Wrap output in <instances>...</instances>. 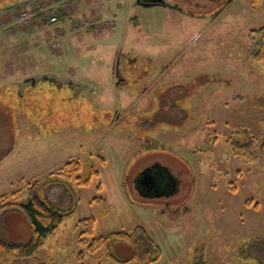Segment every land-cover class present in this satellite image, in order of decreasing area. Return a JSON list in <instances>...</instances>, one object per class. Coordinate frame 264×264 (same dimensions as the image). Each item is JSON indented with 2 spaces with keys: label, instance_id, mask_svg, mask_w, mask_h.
Masks as SVG:
<instances>
[{
  "label": "rangeland",
  "instance_id": "rangeland-1",
  "mask_svg": "<svg viewBox=\"0 0 264 264\" xmlns=\"http://www.w3.org/2000/svg\"><path fill=\"white\" fill-rule=\"evenodd\" d=\"M77 1L73 14L36 16L24 28L8 15L42 0H0V203L14 190L26 202L29 183L40 181L34 197L63 215L35 255L0 264H79L86 227L78 223L92 216L95 237L144 226L161 250L152 264H258L239 253L264 237V169L228 139L242 126L264 140V61L252 59L249 39L264 26V4ZM204 3L220 15L196 17ZM168 55L178 58L160 73ZM75 158L99 170L89 186L61 174ZM155 165L177 190L136 189L134 177ZM0 238L30 240L19 208L0 212ZM106 250L132 254L113 239L97 260L85 257L115 264Z\"/></svg>",
  "mask_w": 264,
  "mask_h": 264
},
{
  "label": "trees",
  "instance_id": "trees-1",
  "mask_svg": "<svg viewBox=\"0 0 264 264\" xmlns=\"http://www.w3.org/2000/svg\"><path fill=\"white\" fill-rule=\"evenodd\" d=\"M50 2L51 0H42L41 3L36 4L35 2L34 5L30 6L28 4L26 8L35 5L47 7L50 5ZM259 3L264 4V0H250V4L254 7L258 6ZM26 8H17L16 15L12 16V14H9L7 19H12L15 16V24L24 28H30L29 26L17 23L15 20L18 14ZM52 11L58 14L59 18H63L69 13V7L67 9L53 8L51 11L47 10L45 13H39L36 16H44L43 20L47 21V16ZM36 21L34 20L35 24ZM4 23V27L8 25V22ZM249 39L252 59L258 62L264 61V26L252 29ZM233 129V134L228 139L231 149L235 154L247 158L264 169V140L260 144H257V137L249 128L236 126ZM61 174L78 181L82 186H89L92 179L95 176L98 177L100 172L91 160L87 161L84 165L80 159L75 158L68 160L63 165ZM39 185L40 181L29 183L26 192L28 197L26 202L18 201L22 195L19 190H14L9 194L1 196L0 212L7 208H19L28 219L31 228V238L25 244H8L0 238V263L10 259H25L35 255L45 243L46 238L54 233L63 221L62 213L55 208L48 207L43 201L37 200L34 197L35 189ZM229 188L234 190L235 186H229ZM95 200L105 202L103 197H96ZM247 204L252 205V200H247ZM95 221L96 219L93 216L79 220V227H86L80 237L81 245L86 247V250H82L78 254L79 264H91L87 261L88 258L85 257L86 253H89L97 260L100 256V250L107 248L113 239H122L132 247V254L126 260H122L115 253L106 250V255L111 257L115 264H152L159 259L161 253L160 247L155 243L144 226H136L132 231H120L106 236L95 237ZM88 239L90 242H87ZM239 256L243 259L258 260V264H264V237H257L241 245ZM194 264L212 263L197 260Z\"/></svg>",
  "mask_w": 264,
  "mask_h": 264
},
{
  "label": "flooded vegetation",
  "instance_id": "flooded-vegetation-1",
  "mask_svg": "<svg viewBox=\"0 0 264 264\" xmlns=\"http://www.w3.org/2000/svg\"><path fill=\"white\" fill-rule=\"evenodd\" d=\"M211 1H213V0H211ZM216 1H218V0H216ZM189 2H190V4H192L191 1H189ZM137 3L140 5H143V6H151V5L168 6L171 3V1H168V0H137ZM217 4H218V2H217ZM203 5H205L204 8L201 9V11H197L195 13L196 17H202V16L206 17L207 16L208 18H213L217 15H220L219 14V5L216 6L217 7L216 9H218V10L216 11L217 13H215V14L213 12L208 11V8H207L208 5L207 4L204 3ZM177 58H178V55H168V57L166 56L165 59H162V57L160 56L158 62H160L162 65L165 62V64L163 66H161V68L159 69L160 73L165 72V69L172 62H175L177 60ZM51 78H53V77H51ZM118 80H121L120 75H119ZM52 81H54V79ZM25 82L30 83L31 80H27ZM54 82H56V81H54ZM56 83L59 84L58 82H56ZM69 83H73V82H69ZM163 97L165 98L164 95H163ZM147 169L148 170H147V172H145V175L144 174L141 175V173L144 172L143 171V172L139 173L138 175H136L133 179L134 186L136 187L137 190H139V191L141 190L140 192H142V193L147 192V194H148L152 191L154 192V191L167 190L170 188V186H175V183H174L175 180H174L173 175L168 170H166L165 168L159 167L157 165V166H151ZM137 186H139V187H137Z\"/></svg>",
  "mask_w": 264,
  "mask_h": 264
},
{
  "label": "built area",
  "instance_id": "built-area-1",
  "mask_svg": "<svg viewBox=\"0 0 264 264\" xmlns=\"http://www.w3.org/2000/svg\"><path fill=\"white\" fill-rule=\"evenodd\" d=\"M70 1L72 0H51L50 5L47 7L35 5L33 7L26 8L18 14L15 20L21 25L31 26L36 15L39 13H45L47 10L51 11L53 8L66 9ZM47 20L49 22H56L59 20V15L52 11L51 14L47 16ZM53 46L57 47L59 46V43H53Z\"/></svg>",
  "mask_w": 264,
  "mask_h": 264
},
{
  "label": "crops",
  "instance_id": "crops-1",
  "mask_svg": "<svg viewBox=\"0 0 264 264\" xmlns=\"http://www.w3.org/2000/svg\"><path fill=\"white\" fill-rule=\"evenodd\" d=\"M90 1V0H89ZM79 3V1H77V2H74V3H71V5L69 6V12L71 13V14H73V12H75V10H77V8H78V6H77V4ZM94 13V12H93ZM95 14V13H94ZM85 15V14H84ZM93 17H95V16H93ZM112 21V20H111ZM114 24H115V21H114Z\"/></svg>",
  "mask_w": 264,
  "mask_h": 264
},
{
  "label": "water",
  "instance_id": "water-1",
  "mask_svg": "<svg viewBox=\"0 0 264 264\" xmlns=\"http://www.w3.org/2000/svg\"><path fill=\"white\" fill-rule=\"evenodd\" d=\"M155 166H157V165H155ZM158 166H159V165H158ZM159 167H160V166H159ZM145 170H146V171H145ZM145 170H144L143 173H141V175H143V174L145 175V172H147L148 169H145ZM141 175H140V176H141ZM173 177H174V176H173ZM174 180H175V182H174V183H175V186H170V188H173V190H177V180H176L175 178H174ZM137 187H139V186H137ZM167 188H168V187H167ZM138 189H139V188H138ZM161 190H162V189H161ZM140 191H141V190H140ZM162 191H163V190H162ZM152 192H153V191H152ZM155 192H160V191H155ZM143 194H147V192H146V193H143Z\"/></svg>",
  "mask_w": 264,
  "mask_h": 264
}]
</instances>
